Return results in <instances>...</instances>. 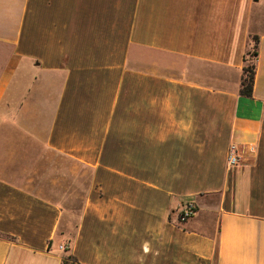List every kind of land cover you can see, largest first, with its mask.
Wrapping results in <instances>:
<instances>
[{"label":"crops","instance_id":"obj_1","mask_svg":"<svg viewBox=\"0 0 264 264\" xmlns=\"http://www.w3.org/2000/svg\"><path fill=\"white\" fill-rule=\"evenodd\" d=\"M67 254L264 264V0H0V264Z\"/></svg>","mask_w":264,"mask_h":264},{"label":"trees","instance_id":"obj_2","mask_svg":"<svg viewBox=\"0 0 264 264\" xmlns=\"http://www.w3.org/2000/svg\"><path fill=\"white\" fill-rule=\"evenodd\" d=\"M257 48H258V37L251 36L248 41L247 50L243 57V68L241 71V77L239 83V95L246 98L252 97V86H253L255 70H256L255 60L257 57ZM194 212L195 209L193 207V214ZM62 264H78V263L74 260L72 256L67 254L62 258Z\"/></svg>","mask_w":264,"mask_h":264},{"label":"built area","instance_id":"obj_3","mask_svg":"<svg viewBox=\"0 0 264 264\" xmlns=\"http://www.w3.org/2000/svg\"><path fill=\"white\" fill-rule=\"evenodd\" d=\"M226 163L229 168L236 167L240 163V157L237 153V150L234 145H231L228 149L227 156H226ZM193 215V207L192 205H187L181 212L179 218L181 222L189 219ZM60 251L65 250V246L59 247Z\"/></svg>","mask_w":264,"mask_h":264},{"label":"rangeland","instance_id":"obj_4","mask_svg":"<svg viewBox=\"0 0 264 264\" xmlns=\"http://www.w3.org/2000/svg\"><path fill=\"white\" fill-rule=\"evenodd\" d=\"M193 207V206H192Z\"/></svg>","mask_w":264,"mask_h":264}]
</instances>
